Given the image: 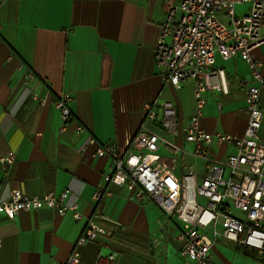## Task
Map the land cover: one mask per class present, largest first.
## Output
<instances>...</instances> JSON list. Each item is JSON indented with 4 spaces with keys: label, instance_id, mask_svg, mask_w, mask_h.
<instances>
[{
    "label": "crops",
    "instance_id": "obj_1",
    "mask_svg": "<svg viewBox=\"0 0 264 264\" xmlns=\"http://www.w3.org/2000/svg\"><path fill=\"white\" fill-rule=\"evenodd\" d=\"M168 3L179 0H0V158L10 151L16 157L7 176L0 168L2 196L14 188L29 196L66 192L65 202L77 204L86 218L101 213L99 223L112 232L78 246L85 217L74 220L69 212L59 215L46 207L19 212L12 220L0 214V264H65L74 251L78 264H95L109 252L116 253L117 264H183L177 218L149 198L136 201L124 186L104 182L113 158L92 156L97 144L109 142L124 155L145 119L146 102L171 101L180 129L194 112L193 80L174 88L154 60ZM251 56L264 60V45ZM215 66L224 69L228 92H204L200 124L206 131L241 136L247 113L239 80L250 77L249 68L239 56L217 57ZM28 72L32 78L25 80ZM63 92L72 97L65 129L53 105ZM259 104L264 142V85ZM173 139L187 150L193 147L180 136ZM234 151L233 144H214L212 154L223 159ZM158 154L177 176L189 171L166 148ZM183 162L197 178L204 175L202 160L185 156ZM96 188L111 194L93 202ZM245 249L262 254L222 238L210 251L216 264H264Z\"/></svg>",
    "mask_w": 264,
    "mask_h": 264
},
{
    "label": "built area",
    "instance_id": "obj_2",
    "mask_svg": "<svg viewBox=\"0 0 264 264\" xmlns=\"http://www.w3.org/2000/svg\"><path fill=\"white\" fill-rule=\"evenodd\" d=\"M247 3V10L237 15L235 6ZM179 12L177 20L174 16ZM264 45V0H179L177 5L167 4L166 16L161 24L154 49V60L163 71V79L174 88L186 80H193L194 112L180 129L178 112L171 101L157 99L144 104V121L132 138L124 155L113 142L97 144L92 156H111L113 165L103 174L106 183L124 186L136 201L151 199L165 215L175 216L181 223L179 254L183 264H216L211 246L222 238L238 246L264 251V142L258 131L263 118L259 98L264 85V60L251 56V51ZM239 56L249 68L250 77L240 78L244 86V107L247 122L243 135L219 130L206 131L200 124L206 105L204 92H228L223 68L216 67V58L228 60ZM32 73L24 79L32 78ZM213 78H216L213 80ZM72 97L63 92L54 100L59 111L62 129L72 118ZM46 100H40L45 103ZM219 110L222 108L217 102ZM154 127L160 129L157 130ZM82 126L76 127L80 132ZM181 137L192 144L187 150L173 138ZM94 143V140H89ZM233 144L235 151L223 159L213 156L214 144ZM160 147L178 156L189 171L177 176L159 162ZM192 156L205 163V173H196L183 162ZM10 151L0 158V168L7 176L15 162ZM0 182V214L12 220L22 211L32 212L50 208L59 215L70 213L74 220L84 216L77 204L65 202L66 192L54 191L42 196H29L20 189H11L2 196ZM111 192L96 188L91 195L99 202ZM86 218V217H85ZM99 212L86 218L77 245H84L102 235H112L99 221ZM124 228V224H117ZM2 242L0 240V248ZM80 255L74 251L65 264H78ZM115 252L99 255L95 264H117Z\"/></svg>",
    "mask_w": 264,
    "mask_h": 264
},
{
    "label": "rangeland",
    "instance_id": "obj_3",
    "mask_svg": "<svg viewBox=\"0 0 264 264\" xmlns=\"http://www.w3.org/2000/svg\"><path fill=\"white\" fill-rule=\"evenodd\" d=\"M248 8L247 3H240L235 6V12L237 15L244 13Z\"/></svg>",
    "mask_w": 264,
    "mask_h": 264
},
{
    "label": "trees",
    "instance_id": "obj_4",
    "mask_svg": "<svg viewBox=\"0 0 264 264\" xmlns=\"http://www.w3.org/2000/svg\"><path fill=\"white\" fill-rule=\"evenodd\" d=\"M244 253L250 254V255H253V256H258L257 253L249 252L247 249L244 250ZM258 257H260L261 261L264 262V251L262 252L261 256H258Z\"/></svg>",
    "mask_w": 264,
    "mask_h": 264
}]
</instances>
